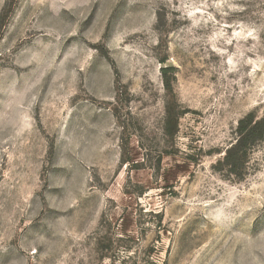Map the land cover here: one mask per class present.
<instances>
[{"label":"rangeland","instance_id":"obj_1","mask_svg":"<svg viewBox=\"0 0 264 264\" xmlns=\"http://www.w3.org/2000/svg\"><path fill=\"white\" fill-rule=\"evenodd\" d=\"M249 113L264 0H0V264H264Z\"/></svg>","mask_w":264,"mask_h":264},{"label":"trees","instance_id":"obj_2","mask_svg":"<svg viewBox=\"0 0 264 264\" xmlns=\"http://www.w3.org/2000/svg\"><path fill=\"white\" fill-rule=\"evenodd\" d=\"M248 120L250 125V123L253 122L252 115L250 113L239 121V125L237 128V140L234 144L231 145L230 148L226 150L225 159L227 161H232L237 157L239 153H241V157L244 156L249 145H251L256 140H261L263 138L264 120H256L251 126L246 127L243 124H245V122Z\"/></svg>","mask_w":264,"mask_h":264}]
</instances>
